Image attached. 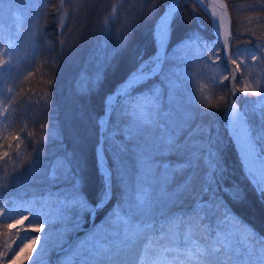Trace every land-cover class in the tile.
<instances>
[{"label": "trees", "instance_id": "obj_1", "mask_svg": "<svg viewBox=\"0 0 264 264\" xmlns=\"http://www.w3.org/2000/svg\"><path fill=\"white\" fill-rule=\"evenodd\" d=\"M164 1L66 0L62 9L67 13V20L63 27L57 18L60 0H48L43 3L37 15V55L26 70L11 75L6 80L7 92L3 93V97L8 104L10 128L0 134V152L7 147L10 154L13 152V147L19 144L18 165L35 167L41 166L47 156H63L69 165L68 173L74 172L82 176L83 192L90 203H95L102 189L96 142L99 117L104 110V97L124 79L142 57L150 55L154 50L155 44L151 37L152 22ZM226 2L232 28L230 43L253 42L256 34L264 38V0H226ZM193 9H199L195 0L179 1L169 24V39L163 66L148 80L156 79L159 74L162 75L165 65L173 63L170 48L190 30L197 29L205 35L212 34L210 23H207L209 19L205 22L206 26H201L196 20ZM142 25L147 28V38L134 46L132 39L134 36L136 38L139 36L138 29H141ZM66 33L68 38H65ZM67 41L73 44L70 46ZM207 84L209 95L207 93L198 97V101L205 105H200L199 110L194 109V112L200 115L196 118L199 131L190 133L189 139L178 138L185 128L186 120L173 125V119L166 118L168 113L164 116L165 112L157 109L152 117L142 118L155 122L152 128L144 131L143 135H129L130 128L133 132L136 126L142 128L140 123L142 119L135 117L131 120L127 112L122 113L120 100L113 105L102 141L108 162L112 166V191L111 197L105 199L101 207H95L96 216L100 215L101 209L118 198L121 186L128 179H133L143 171L146 179L148 178L139 147L144 144L146 137L153 135L154 132L158 135L164 131H173L180 145L183 146L191 138L197 141L199 136L204 135L207 123L205 119L202 120L203 114L216 105L222 110L225 99L221 100V98L224 93L227 95L228 89L224 81L211 88ZM161 87H164L163 91H167V85L163 84ZM67 92L70 95L68 102L65 99ZM160 102L164 103L163 94ZM67 106L70 109H67ZM218 119L217 117L215 124L219 125ZM73 121L80 125L77 133L71 129ZM155 124L159 125V129H155ZM113 126L116 127L114 138L120 144L118 148L117 144L110 143L109 140L108 132ZM17 136L19 140L16 139ZM199 144L204 150L205 145ZM224 152H221L222 162L226 165L222 176L223 182H236L241 186L245 198L242 201H234L223 189L218 196H223L232 209L258 231L264 233V200L260 198L245 175L235 147L229 139L225 142ZM152 155L156 164L166 166L177 164L186 154L182 152L161 154L154 151ZM204 159L203 156L199 168L195 169L198 176H203L204 171L207 170L208 164ZM3 167L4 164L0 163V168ZM153 171L158 178V183L155 184L157 192L164 184L168 191H173V182L190 175L192 170L177 175L174 180L169 178L167 181L162 177L163 167L159 170L154 168ZM218 180L221 181L219 178ZM195 189V193L184 195L180 201L188 200L189 196L196 198L211 196L210 193L204 195L199 192V182H196ZM8 228V224L0 219V242Z\"/></svg>", "mask_w": 264, "mask_h": 264}, {"label": "rangeland", "instance_id": "obj_2", "mask_svg": "<svg viewBox=\"0 0 264 264\" xmlns=\"http://www.w3.org/2000/svg\"><path fill=\"white\" fill-rule=\"evenodd\" d=\"M42 4L41 0H0V60L9 61L10 65H6V67L10 66L11 68L10 72L3 73L4 81L2 90H0V134L10 128V117L7 115V112L4 111L5 109L8 110V104L3 97V93L7 92V88H5L6 79L10 75H17L23 70H26L37 55V15ZM193 13L201 26H206L205 22L207 19H209L207 23H210V18L207 15L208 13L203 8L199 7L197 10L193 9ZM64 14L65 11L63 9L57 14L60 24L61 18H63V24L67 20V16ZM157 14L152 22V38V29ZM138 30L139 36L137 38L134 36L132 39L134 46H137L141 41L143 42V40L147 38V28L145 25H142L141 29ZM200 32L201 31L197 29L193 31L190 30L172 45L170 50L173 63L165 65L162 75L159 74L155 77L156 79L146 80L142 84H139L132 90L133 94L130 97L122 96L118 99L115 97L117 99L116 103L120 100L122 113L127 112L131 120H134L135 117H139L140 119L150 118L157 109L158 111L165 112L164 116L168 113L166 118L168 120L173 119V125L186 120L185 132L183 130L178 138L189 139L190 133L199 131V128L197 129L198 120H196V118L200 117V115L195 113L194 109L199 110L201 108L200 105L205 104L203 102L200 103L198 97L207 95V93L209 95L206 84L208 83L207 85L209 88L214 86L212 83V79L214 78L218 77L220 81L215 85L220 84L222 81L227 85L228 79H224V77L229 75L227 71H221L222 66L220 61L216 60L217 55L220 57L218 54V47L213 49L212 44L214 43L210 41L214 36V31L212 32L213 35L210 37ZM255 37V40L249 43H230L231 54L236 49H240L238 56L232 55V58L236 59L237 63L240 64V71L236 73V79L234 80L235 88L233 96L238 106L243 110L244 114H246L245 117L251 127V134L264 152V141L257 139L261 130H264V115H262L259 106L254 103L255 101H259L261 97L251 93L246 95L242 91L245 85L257 87L258 91H264V55H262V53H264V38L259 34H256ZM65 38H68V33L65 34ZM74 41L79 43V41ZM72 44L73 42H69L70 46ZM205 45H208V47H205ZM67 46L66 43V47ZM245 49L250 50L251 55H255L257 58L255 60L251 59V55L249 52L244 51ZM151 56L152 54L142 57L138 61L139 63L133 66L128 73L137 69L142 61H149ZM210 61H216V64L219 66H214ZM119 84L120 82L118 85ZM163 84L164 86L167 85V91H163L164 87H161ZM150 89H154L158 93V99L155 100L153 107L141 117L134 109L140 103H153L152 97L149 96ZM162 94L164 103L160 102ZM65 95L67 97L65 99L68 102V97L70 95L68 92L65 93ZM228 95L227 89V95L225 93L223 95L225 107L228 104ZM207 105L209 106V103ZM67 109L70 108L67 106ZM203 115L204 118L202 120L205 119L207 125L204 129V135L199 136L197 142L205 145L203 153L205 158L204 162L207 164L211 163L208 156V153H211L215 160L219 162L220 168L223 169V174L217 175L216 177L217 183L213 184V190L231 188L232 186H237L241 189V186L237 185L236 182H223L222 178L226 165L222 162L221 152L225 153L226 140L229 139L231 144L233 143L232 134L228 132L225 124L226 114L224 112V107L220 110L216 105V107L207 110ZM217 117L219 118V125L215 124ZM160 120L165 122L163 118H160ZM77 122L73 121V128H71L72 130L74 129L76 133L79 131L80 127V125L76 124ZM126 124L127 121L125 122V125ZM188 126L190 128H188ZM115 129L116 127L113 126L108 132L109 140L110 143L117 144L118 148L120 144L119 141L114 138ZM5 151H8L7 147L0 152V163L4 164V167L0 168V183L5 185L2 193H0V219L8 225L11 224L16 227L8 228L0 242V264H32L31 261L26 259L29 253L32 254L34 259L37 258V254H39L38 259L40 264H65L66 261L72 260L75 257L78 246L81 244L83 247L91 250L87 260L85 261L82 259L81 264L120 263L117 260L118 253L116 252L127 246H132L134 249L132 262L130 261L127 263L133 264L135 255L139 249V243L134 244L132 238L126 237L124 234H113L110 237L101 236L100 239L104 241V243H101L100 240H93L92 236L96 232H102L112 212L119 209L120 203L124 198L121 192L124 185L127 184L129 188L134 190L142 178L146 179L144 171L137 174L133 179L130 178L126 182L124 180L125 183L121 186L118 198L101 209L102 212L100 211V215L96 216L93 210H91V214L81 213L76 215L75 213L69 212L63 221H58L55 216H53V223L49 226L43 223V218L47 216L49 212L55 211V208L58 207L57 201L62 202L64 197L71 193L74 172L68 173L69 165L66 159L61 155L53 157L47 156L46 160H44L45 162L38 167L33 165L20 166L18 165L20 162L18 156L19 149L13 147V152H10L7 158L3 157ZM98 162L100 163L99 160ZM107 167L109 169L112 167L109 162L107 163ZM53 169H60V172L56 174V178H52ZM206 169L204 173L209 170L208 166H206ZM33 171H35L37 175L33 176ZM13 176L16 177L14 181L11 180ZM218 178L221 179V181L218 180ZM183 179L184 178H181L177 182L174 181L172 184L174 188L172 189L175 190L176 186L180 184ZM169 186L171 187V185ZM165 190L168 194L173 192L168 191L165 184L156 192V196L158 197L156 204L157 215L155 216L157 225L164 219V217L159 215L160 211H163L165 216L172 214H183L187 216L192 210L193 201L197 199L196 197L189 196L190 198L188 200L184 202L180 201L173 205L167 200ZM210 195L212 196L211 192ZM211 196L205 199L207 200L211 198ZM221 201L225 209L230 210L235 216L239 217L251 230H254L260 235H264L251 224L244 221L238 213L230 208L223 198H221ZM33 210L41 214V219L29 225L28 220H25L24 217L32 219ZM21 221L23 222L22 224L20 223ZM216 222L217 218L215 216H210L205 220L206 224H210L213 227H215ZM25 227L42 229V231H33L31 233L32 237L40 236L41 239L39 241H34L32 239L24 241L26 247H24L23 252H20L19 248H15L13 242L16 240L17 229ZM45 236H47L46 243ZM195 238L196 237H194V239ZM5 242L12 244L15 251L20 253L19 256L12 258L14 253L9 252L8 257H4L3 253L7 250L5 248ZM41 245H44V247L41 248ZM220 255L222 258L223 254Z\"/></svg>", "mask_w": 264, "mask_h": 264}, {"label": "snow or ice", "instance_id": "obj_3", "mask_svg": "<svg viewBox=\"0 0 264 264\" xmlns=\"http://www.w3.org/2000/svg\"><path fill=\"white\" fill-rule=\"evenodd\" d=\"M41 2L45 3L48 0H41ZM65 2L66 0H60V5L57 8L58 12L63 8ZM76 2H80V0H76ZM197 3H200V0H197ZM220 7L223 9L227 6L222 4ZM64 15L67 16V13ZM216 16L217 13L213 11L211 13V23L216 30L217 37H219L220 28L224 26V18L221 16L217 20ZM168 24L169 16L166 13L161 17L158 25L161 38L165 35V29L168 27ZM63 26V18H61V27ZM120 35H123V33H120ZM227 46V35H225L223 42L217 39L212 44L213 49L216 47L226 48ZM205 47H208V45H205ZM244 51L249 52L251 55L250 50L245 49ZM239 52L240 49H236L231 55L225 54L224 60H230L232 55L238 56ZM256 58L255 55H251V59L255 60ZM158 59L157 57L156 60L142 61L124 84L117 89L114 95L117 98L132 96L134 88L151 78ZM216 60H220L218 55ZM210 63H213L214 66H219L216 64V61H210ZM231 64L235 65V68L222 67L221 71L229 73L224 79L231 78L234 81L236 73L240 71V64L237 63L236 59H231ZM6 65H10V62L0 60V90H2L4 81L3 73L11 71L10 66L6 67ZM219 82L218 77L212 79L214 85ZM242 91L246 95L251 93L261 97L259 101H255L254 103L259 106L262 115H264V91H258L257 87H249L248 85H245ZM149 96L152 97L153 103H140L134 109L141 117L153 107L155 100L158 99V93L154 89L149 90ZM221 100H223V97ZM232 107L235 109V104ZM4 111L7 112V109ZM230 115L234 121L244 119L246 116V114H242L236 110L232 111ZM140 123L142 128L136 126L135 132L130 128L129 135H143V132L152 128L155 122L142 119ZM155 129H159L158 124H155ZM16 139L19 140V136ZM257 139L264 141V130H261ZM139 147L140 156L147 168L148 178H142L134 190L129 188L127 184L124 185L121 189L124 198L120 203L119 209L112 212L102 232H96L92 236L93 240H100L101 243H104L100 239L101 236L110 237L113 234H124L126 237L132 238L134 244L139 243V249L135 255L133 264H264V235L251 230L239 217L235 216L230 210L225 209L221 198L217 195V191L213 190V184L217 183L216 177L223 174V169L220 168L219 162L215 160L211 153H208L211 160V163L208 164L209 170L203 176H198L195 169L200 166L204 150L194 139H190L187 144L181 146L174 132L164 131L158 135L154 132L153 135L146 137L144 144ZM17 148H19V144H17ZM154 151L161 154L182 152L186 155L177 164L165 166L155 163L152 155ZM8 156L9 152L5 151L3 157L7 158ZM161 167L164 168L163 178L165 181L169 178L174 180L177 175L192 170L191 174L185 176L172 193L168 194L165 190L167 200L173 205L179 203L184 195L195 193L196 182H199V192L204 193V195L211 192V198L206 200L204 196H198L193 201L192 210L187 216L183 214L165 216V213L160 211L159 215L164 217V219L157 225L155 216L157 215L156 204L158 197L156 196L155 184L158 183V178L153 169L159 170ZM59 172L60 169H53L52 178H56V174ZM32 175L35 176L37 173L33 171ZM73 175L71 193L65 196L62 202H56L58 207L55 208L54 212H49L43 218V223L51 226L53 216L58 221H63L69 212L76 215L81 213L91 214L93 205L88 201L87 196L83 192L81 186L83 178L75 173ZM100 175L102 189L98 194L95 204L96 208L101 207L105 203L106 197H111L112 191L111 169L107 171L101 169ZM15 179L16 177H11L12 181ZM253 179L255 180L256 191L259 193L261 199L264 200V169L261 170L258 180L255 177ZM4 187L5 185L0 183V193H2ZM223 191L234 201H242L245 198V194L237 186L223 189ZM210 216L217 218L215 227L205 223V220ZM24 219L28 220L29 225H31L34 221L41 219V214L33 210L32 219L28 217H24ZM20 223L22 224L23 222L21 221ZM8 227L14 228L16 226L10 224ZM33 231H42V229L30 227L17 229L16 240L13 242L15 248H19L20 252H23L24 247H26L24 241L29 239L39 241L41 239L40 236H31ZM194 237L196 238L194 239ZM46 241L47 236H45V243ZM43 247L44 245H41V248ZM5 248L7 250L3 253L4 257H8L9 252L14 253L12 258L20 254L15 251L12 244H8L7 242H5ZM90 251V249L83 247L82 244L79 245L75 257L72 260L66 261L65 264H81L82 259L87 260ZM220 254H223L222 258ZM38 255L34 259L32 254L29 253L26 259L31 261L32 264H40Z\"/></svg>", "mask_w": 264, "mask_h": 264}, {"label": "bare ground", "instance_id": "obj_4", "mask_svg": "<svg viewBox=\"0 0 264 264\" xmlns=\"http://www.w3.org/2000/svg\"><path fill=\"white\" fill-rule=\"evenodd\" d=\"M178 1L177 0H165V3L162 6L159 13L157 14L158 16L154 22L155 24L153 27V32H154L153 40H154L155 48H154V52H153L150 60H156L157 57L159 58L158 62L156 64V67L159 64L161 54H162V52L166 46V43L168 41V38H169V34H168L169 24H168V27L165 29V35L162 38L160 37V34H159L158 25L160 23L161 17L164 16L166 13L169 16V23H170L171 16L175 11L174 9L176 7V2H178ZM199 4H200L199 7L204 8V10H206V12H208L210 15L213 11H215L217 13V16H216L217 20H219L221 16H223V18H224V26L222 28H220L219 37H217L216 30L212 26V28L214 30V36H213V38L210 39L211 43H215L217 41V39H219L221 41L222 35H224V34L228 36V33H230L232 31V28H231L230 13H229V9H228L226 0H200ZM222 4L226 5L227 7L222 9L220 7V5H222ZM225 13H228V15H226ZM228 16L230 18V21L227 20ZM227 48H228V46L226 48H223V52H224V54L229 55V51L227 50ZM135 70L128 73L127 76L125 77V79L118 86H116V88L114 90L109 91L106 94L105 103H104L105 109H104V112L102 113V115L100 117V128H101V130L104 127V120L106 117L105 115L111 106V102L116 97L114 95L115 92L117 91V89L122 84H124V82L128 79L130 74L132 72H134ZM109 98H111V99H109ZM235 102H236L235 100H231L230 103L227 105V107L225 109V114H226L225 115V122H226V126H227L229 132L235 137L239 153H240L242 160H243L244 168L247 171V173L250 175L252 180L255 182L253 177H255V179L258 180L260 178L261 170L264 169V152L255 143L253 144L250 140H249V142L247 141L246 132H244V126L242 124V121L244 119H241L239 121H234L232 116L230 115V113L232 111H234V110L238 111V106ZM233 104H235V109H233V107H232ZM240 136L243 138H241ZM97 155H98L100 160L102 159L101 163L103 161H105V159L107 158L105 151L103 150V153H101V151L99 150L98 147H97ZM102 168L105 170L104 166ZM133 252H134V249L132 246H127V247H124L123 249L117 251L116 252V253H118L117 254L118 255L117 260L120 263L115 262L113 264H127V263H129L133 259Z\"/></svg>", "mask_w": 264, "mask_h": 264}, {"label": "water", "instance_id": "obj_5", "mask_svg": "<svg viewBox=\"0 0 264 264\" xmlns=\"http://www.w3.org/2000/svg\"><path fill=\"white\" fill-rule=\"evenodd\" d=\"M178 1V0H177ZM195 1H197V0H195ZM178 3H179V1L178 2H176V6L178 5ZM226 15H228V13H225ZM158 16V15H157ZM157 18V17H156ZM156 20V19H155ZM228 21H230V18H229V16H228V19H227ZM224 37H225V34L224 35H222V40H221V42H223V39H224ZM227 50H228V48H227ZM220 53H221V55L224 57L225 56V54H224V52H223V48H221L220 47ZM227 63H231V59L230 60H227L226 61ZM159 65H160V63H159ZM159 65L153 70V72L154 71H156L158 68H159ZM233 80L231 79V78H229V96H228V102H230L231 100H232V89H233ZM108 113L109 112H107L106 113V117H105V119L107 118V116H108ZM243 123V126H244V132H246V137H247V131H248V128H247V124H246V122H244V121H242ZM232 137H233V139H234V141H235V138H234V136L232 135ZM241 137V136H240ZM241 138H243V137H241ZM247 141H248V137H247ZM236 142V141H235ZM242 142V141H241ZM236 147H237V144H236ZM98 148H99V150L101 151V153H103V149H102V146H101V138H100V140H99V142H98ZM238 149V148H237ZM239 152V151H238ZM99 158V157H98ZM100 160V159H99ZM102 160V159H101ZM101 160H100V162H101ZM102 163H104L105 164V162L103 161Z\"/></svg>", "mask_w": 264, "mask_h": 264}]
</instances>
